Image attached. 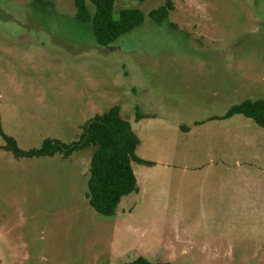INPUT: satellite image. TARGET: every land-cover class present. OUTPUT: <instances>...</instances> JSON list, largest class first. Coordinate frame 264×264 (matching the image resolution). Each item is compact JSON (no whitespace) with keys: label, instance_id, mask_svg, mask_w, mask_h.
Returning <instances> with one entry per match:
<instances>
[{"label":"rangeland","instance_id":"obj_1","mask_svg":"<svg viewBox=\"0 0 264 264\" xmlns=\"http://www.w3.org/2000/svg\"><path fill=\"white\" fill-rule=\"evenodd\" d=\"M119 0L144 22L102 46L73 0H0V124L21 149L81 140L113 105L140 139L138 191L86 198L93 147L15 157L0 133V264H264V0ZM140 118H137V117Z\"/></svg>","mask_w":264,"mask_h":264},{"label":"trees","instance_id":"obj_2","mask_svg":"<svg viewBox=\"0 0 264 264\" xmlns=\"http://www.w3.org/2000/svg\"><path fill=\"white\" fill-rule=\"evenodd\" d=\"M117 1L119 0H73L76 18L91 24L94 38L102 46L109 45L144 22L145 14L138 7L125 6L115 14ZM173 8V1L166 0L164 4L151 9L148 15L154 22L161 23ZM234 114H243L252 118L264 128L263 99H246L233 105L225 116L230 117ZM0 133L5 139V148L18 158L53 156L57 153L69 157L76 150L93 147L86 181V198L89 205L104 216L114 215L122 197L138 191L132 163L152 164L151 161L137 155L140 139L132 129L131 123L120 115L118 104L101 114H96L85 127L83 136L78 142L64 143L47 138L40 147L24 150L18 146L14 137L3 132L1 124ZM126 264L175 263L152 262L144 256H138Z\"/></svg>","mask_w":264,"mask_h":264},{"label":"crops","instance_id":"obj_3","mask_svg":"<svg viewBox=\"0 0 264 264\" xmlns=\"http://www.w3.org/2000/svg\"><path fill=\"white\" fill-rule=\"evenodd\" d=\"M174 3V2H173Z\"/></svg>","mask_w":264,"mask_h":264}]
</instances>
